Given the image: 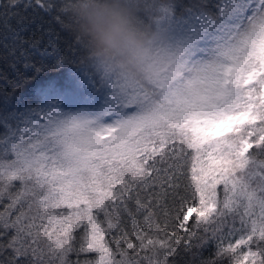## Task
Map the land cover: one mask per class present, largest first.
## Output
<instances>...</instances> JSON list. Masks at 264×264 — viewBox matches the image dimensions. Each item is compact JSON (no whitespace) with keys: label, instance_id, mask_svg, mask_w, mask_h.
<instances>
[{"label":"snow or ice","instance_id":"1","mask_svg":"<svg viewBox=\"0 0 264 264\" xmlns=\"http://www.w3.org/2000/svg\"><path fill=\"white\" fill-rule=\"evenodd\" d=\"M150 87L113 125L57 120L0 148V264H175L216 215L214 261L264 264V21L224 63Z\"/></svg>","mask_w":264,"mask_h":264},{"label":"trees","instance_id":"2","mask_svg":"<svg viewBox=\"0 0 264 264\" xmlns=\"http://www.w3.org/2000/svg\"><path fill=\"white\" fill-rule=\"evenodd\" d=\"M238 1L0 0V148L22 145L47 130L52 100H44L39 89L59 86L80 102L100 95L106 104L98 112L105 117L142 102L167 70L150 56L161 59L164 47L179 38L183 51H196ZM101 6L119 21L116 45L102 47L95 38L91 22ZM194 232L175 264H232L228 256L214 261L205 229ZM152 258L160 264L159 251Z\"/></svg>","mask_w":264,"mask_h":264},{"label":"rangeland","instance_id":"3","mask_svg":"<svg viewBox=\"0 0 264 264\" xmlns=\"http://www.w3.org/2000/svg\"><path fill=\"white\" fill-rule=\"evenodd\" d=\"M128 1L131 3H144L146 0ZM261 21H264V0H239L226 14L222 26L209 31L206 38L202 39L197 45L196 51H183L184 40L179 38L177 43L164 47L161 59L150 56L152 63L154 62L157 65L161 63V66L167 69L181 63L185 67L190 68L193 71V75H195L201 69L224 63L226 54L232 47L246 33L251 31L254 25ZM39 93L44 100H52L50 112L47 113L49 119L46 122V126H44L46 129L57 120L76 119L87 120L97 125H113L117 119L130 115V113L122 112L119 117L111 115H106L105 117V115L98 112L106 104V101L100 95L93 98L90 102L88 100L82 101L78 107L70 109L69 102L63 105L56 88L39 89ZM171 96L172 92L169 91L161 97V101L165 103ZM199 227L205 229L210 240L213 241L219 235V230L226 227V222L223 217L216 215L206 221H202ZM54 262L59 264L58 260Z\"/></svg>","mask_w":264,"mask_h":264},{"label":"clouds","instance_id":"4","mask_svg":"<svg viewBox=\"0 0 264 264\" xmlns=\"http://www.w3.org/2000/svg\"><path fill=\"white\" fill-rule=\"evenodd\" d=\"M99 15L94 17L91 26L95 38L102 47L116 45L121 40V30L118 19L112 14L113 10L101 6Z\"/></svg>","mask_w":264,"mask_h":264}]
</instances>
